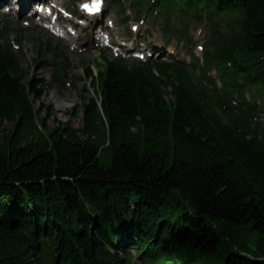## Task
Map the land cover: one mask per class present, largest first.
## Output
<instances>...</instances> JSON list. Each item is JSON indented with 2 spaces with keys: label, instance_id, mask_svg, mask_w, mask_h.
<instances>
[{
  "label": "trees",
  "instance_id": "trees-1",
  "mask_svg": "<svg viewBox=\"0 0 264 264\" xmlns=\"http://www.w3.org/2000/svg\"><path fill=\"white\" fill-rule=\"evenodd\" d=\"M184 1L238 19L213 59L264 91V0ZM20 62L0 43V264H129L130 242L152 264H264V133L197 99L218 96L194 69L102 53L74 128Z\"/></svg>",
  "mask_w": 264,
  "mask_h": 264
},
{
  "label": "rangeland",
  "instance_id": "rangeland-1",
  "mask_svg": "<svg viewBox=\"0 0 264 264\" xmlns=\"http://www.w3.org/2000/svg\"><path fill=\"white\" fill-rule=\"evenodd\" d=\"M7 20L16 21V18L7 16ZM144 27L141 29V32H143ZM154 30V42L160 41V34L157 30V28H153ZM31 39L26 40L22 43V49L25 54V61L23 62V65L26 66L28 69H31L33 71L34 66H36L38 63L36 61L37 59V51H36V41L37 40H44L45 39V33L43 29H35L32 32ZM65 55L67 56L70 65L72 66V74L74 75L75 82L72 84V90L69 91L67 89H64L63 87H59L58 85L54 84L52 82L53 80V71L50 68H46L44 70H41L40 73L38 72L39 78L46 81V92L44 91V95L42 99L36 103V107L43 105L46 106V104H49L50 107L53 110V116L49 118V123L52 126L57 125L58 123H67L70 126L77 128L81 125L82 120V113L79 110L80 109V97H89L92 96L93 93L87 86L86 88V82L85 79H83L84 74L82 72V68L86 65V63L91 62L97 55V52L95 50H89L85 51L82 54H75L69 51V49L65 48ZM45 59H50L51 54H47V57H44ZM92 63V62H91ZM37 74V72H36ZM87 89V91H86ZM52 93H56L61 97V100L66 103L68 106L66 109H59L54 103V101L50 98V95ZM45 116V115H43Z\"/></svg>",
  "mask_w": 264,
  "mask_h": 264
},
{
  "label": "bare ground",
  "instance_id": "bare-ground-1",
  "mask_svg": "<svg viewBox=\"0 0 264 264\" xmlns=\"http://www.w3.org/2000/svg\"><path fill=\"white\" fill-rule=\"evenodd\" d=\"M9 2L11 3V0H0V4H2V3H8L9 4ZM94 70L95 69H91V70L84 69V70H82V72L84 74L83 79H85V82L87 81L85 83L86 84V87L87 86L88 87H91L90 86V80H91V75H94ZM86 91H87V89H86ZM50 98L54 101V103H56V105H57V107L59 109H66L67 108L68 105L61 100V97L58 94L52 93L50 95Z\"/></svg>",
  "mask_w": 264,
  "mask_h": 264
},
{
  "label": "snow or ice",
  "instance_id": "snow-or-ice-1",
  "mask_svg": "<svg viewBox=\"0 0 264 264\" xmlns=\"http://www.w3.org/2000/svg\"><path fill=\"white\" fill-rule=\"evenodd\" d=\"M101 0H94V3L92 5L85 4L83 5L84 8H86L88 11H97L99 10Z\"/></svg>",
  "mask_w": 264,
  "mask_h": 264
}]
</instances>
